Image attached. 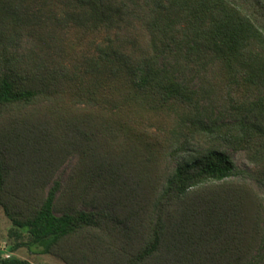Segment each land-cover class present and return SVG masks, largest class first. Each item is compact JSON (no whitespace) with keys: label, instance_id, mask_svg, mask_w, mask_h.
<instances>
[{"label":"trees","instance_id":"16d2710c","mask_svg":"<svg viewBox=\"0 0 264 264\" xmlns=\"http://www.w3.org/2000/svg\"><path fill=\"white\" fill-rule=\"evenodd\" d=\"M26 1L0 0V117L16 122L0 132L11 236L70 264H264V208L227 182L230 157L194 134L208 128L209 86L240 110L238 144L264 158V0H29L74 7L69 23L94 53L84 73L25 42L37 18ZM155 112L173 117L164 135L140 119ZM60 153L78 164L67 187L46 192ZM0 264L34 263L0 254Z\"/></svg>","mask_w":264,"mask_h":264},{"label":"rangeland","instance_id":"374dc122","mask_svg":"<svg viewBox=\"0 0 264 264\" xmlns=\"http://www.w3.org/2000/svg\"><path fill=\"white\" fill-rule=\"evenodd\" d=\"M40 1H37V5L29 0L25 2L28 7L24 8V12L30 13L32 16L35 13L37 15V18L32 23L30 22V27L28 26V31L26 32L28 36H26L25 42L33 46L34 49L36 48V52L44 55L51 64L52 59L63 60L68 63L72 59V64H75L77 70L79 69L81 73H84L85 65L83 63L88 62L94 53L92 51L89 52L83 44L79 43V31L83 26H77L76 28L72 27V23H69L68 18L73 16L74 7H57L51 2L44 6ZM171 65L174 66L172 61ZM175 75L183 84L194 90H199L203 87L202 79L190 71L182 72L179 70ZM207 91L208 98H205L201 105L203 106L204 128H211L210 130L207 128L205 132L195 130V139L198 141L202 140L201 142L204 141V144L207 145L214 143L222 152L227 154L234 163L236 170L235 174L227 182L232 184V186H237L240 192L241 189H246L247 192L245 193L254 196L264 208V158L262 159L263 156H261L259 151L257 152L256 147L241 146L232 136L235 123L238 122L242 115L240 110L229 107V104L214 102L209 86H207ZM29 111L30 109L27 112ZM172 118L155 112L140 119L144 121L143 124L148 130L164 135L163 128L173 127ZM15 123L12 113H3L0 117V132L6 126L10 127ZM133 126L142 127L141 123H134ZM183 132L187 134L190 131L185 129ZM199 132L204 134H198ZM255 141L260 142L258 139H255ZM14 142L5 143L9 152L13 153ZM197 144L200 146V143ZM172 148L176 150L177 145ZM179 153L181 154H179L177 159H170L166 162L165 167L167 170H173L184 159L185 155L187 157L184 151ZM78 160L79 156L76 154H58V159L54 163L53 176L46 186V192L56 183L60 185L61 189L67 187ZM134 165H136V162H134ZM136 168L141 171L138 166ZM58 199H61V192L58 193ZM79 208L90 209L84 205H79ZM11 230V219L7 216L4 206L0 205V250H4L0 252L2 257L17 256L34 264H70L56 255L39 254L38 248H30L28 246L29 237L27 235L21 239L15 238L11 236ZM14 245H18L16 251H12Z\"/></svg>","mask_w":264,"mask_h":264},{"label":"built area","instance_id":"2783aa9c","mask_svg":"<svg viewBox=\"0 0 264 264\" xmlns=\"http://www.w3.org/2000/svg\"><path fill=\"white\" fill-rule=\"evenodd\" d=\"M4 250L2 249V250H0V252H3ZM7 257H10V256H7Z\"/></svg>","mask_w":264,"mask_h":264}]
</instances>
